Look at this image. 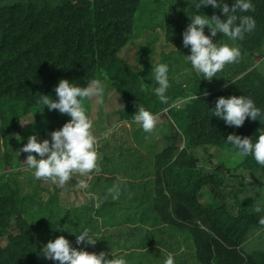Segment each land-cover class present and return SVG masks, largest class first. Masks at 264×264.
I'll list each match as a JSON object with an SVG mask.
<instances>
[{
	"label": "trees",
	"instance_id": "obj_1",
	"mask_svg": "<svg viewBox=\"0 0 264 264\" xmlns=\"http://www.w3.org/2000/svg\"><path fill=\"white\" fill-rule=\"evenodd\" d=\"M252 4L253 10L244 14L254 18L255 33L247 41L223 38L244 53L225 74L235 82L192 93L184 70H193L182 57L188 51L181 44V32L190 22L186 15L220 16L219 9L201 5L197 10L191 0H0V264H58L39 256L40 248L58 235L78 250H106L109 259L110 251L123 256L125 264H163L165 252L173 254L175 264H264V258L251 255L264 248V225L258 222L264 211L252 208L264 199V166L250 155L235 159L224 141L234 131L256 130L225 125L209 112L217 97L232 93L251 97L264 110V70L259 71L264 0ZM159 26L155 45L168 43L179 51L161 61L169 70L166 104L151 92L150 61L141 60L140 80L132 61L127 65L122 55L127 49H138V56L147 53L149 43H140L149 41ZM203 31L208 34L207 26ZM59 79L81 87L98 79L122 98L119 105L131 101L156 113L162 106L169 110L165 119L156 115L153 129L136 138H121L125 131L109 126L107 145L103 135L96 137L99 175L75 174L63 188L51 182L43 187V180L35 179L19 163L21 157L11 153V141L17 130L35 134L37 140L47 138L69 119L37 103L40 94L56 99L51 88ZM141 81L144 92L139 91ZM194 94L197 100L190 98ZM110 97L98 108L109 113ZM90 105L96 106L95 100ZM124 111L121 107L118 112ZM24 118L30 121L21 124ZM260 125L264 129V122ZM158 132L161 138H150ZM16 177L28 179L33 192L23 193L27 186ZM80 179L88 183L84 192L75 187ZM87 192L101 200L99 207ZM83 227L100 239L76 245L74 233Z\"/></svg>",
	"mask_w": 264,
	"mask_h": 264
},
{
	"label": "clouds",
	"instance_id": "obj_2",
	"mask_svg": "<svg viewBox=\"0 0 264 264\" xmlns=\"http://www.w3.org/2000/svg\"><path fill=\"white\" fill-rule=\"evenodd\" d=\"M201 5L210 6L214 10L219 9L220 16L213 12L209 17L199 11L186 15L190 22L181 32V44L188 48L187 55L182 57L193 70L191 74L184 70L189 78L195 79L193 83L191 81L188 83V89L192 93H196L199 87L205 86L212 89L221 82L225 83L224 87L235 82H228L225 74L228 70L236 68L242 61L240 59L243 58L244 53L234 44L224 42L223 38L235 42L245 37L247 41L255 33L253 29L256 26L254 18L244 14L253 10L252 0H232L230 5L225 0H191V6L194 9L198 10ZM205 26L208 29L207 35L203 31ZM217 33L221 34L220 38L213 42L212 38ZM154 46L155 44L149 43V51L140 56L137 49L136 64L131 66V69L138 72L137 78L142 80L139 74L142 69L141 60L148 59L152 64V79L155 81L151 92L160 103L166 104L168 103L166 93L169 88V70L168 64L161 61L175 55L169 50L162 52L159 59L155 60ZM261 75L264 77V73ZM51 89L56 99L40 94L37 103L42 105V108L47 106L50 112L57 110L61 114H66L69 119L59 129L49 132L47 138L37 140L35 134L29 135L18 152L26 153L22 163L31 171L35 179L49 181L63 188L75 174L88 177L91 174L99 175L101 172L98 164L99 155L95 147L96 137L90 131L92 120L86 114L83 102L95 98L96 104H101L104 89L98 79L90 80L83 87L70 80L59 79L57 84H52ZM145 90L146 84L141 81L139 91ZM203 95L207 93L204 92ZM190 98L198 99L195 94ZM126 109L131 111V121L136 124L141 134L153 129L156 115L167 114L169 110L168 107L162 106V110L159 111L161 113H156L143 106L137 107L131 104V101L126 104ZM209 112L211 116L222 120L225 125L256 130L255 133L234 131L228 134L224 141L231 146L230 151L235 159L242 160L250 155L258 165L264 166V129L260 125L264 122V110L251 97L237 93L220 95ZM129 121L126 122L127 130H129ZM120 136L127 138L126 140L138 137L128 132ZM75 187L84 192L88 189V183L85 179H80ZM109 191L112 190L109 189ZM86 194L95 201L96 207L100 206L101 200H98L94 193ZM117 195L118 192L113 193L112 199H116ZM74 203L79 206V201ZM252 208L257 213L264 211V199L256 201ZM258 222L264 225V215L260 216ZM74 234L76 245L82 242L85 245H93L100 239L96 234L91 233L88 227H83ZM39 253V256L58 264H125L123 256H115L111 251V259H109L103 251L95 253L85 251L83 248L78 250L62 235L45 243ZM163 264H175L171 252H165Z\"/></svg>",
	"mask_w": 264,
	"mask_h": 264
},
{
	"label": "rangeland",
	"instance_id": "obj_3",
	"mask_svg": "<svg viewBox=\"0 0 264 264\" xmlns=\"http://www.w3.org/2000/svg\"><path fill=\"white\" fill-rule=\"evenodd\" d=\"M177 21V20H176ZM175 21V22H176ZM172 22V23H175ZM170 23H166V25H168ZM162 32V28L161 26H159L156 31H154L150 37H149V41H147V39L141 41L140 45H146L148 43H151L152 45H154L156 43V38L158 37V35ZM133 38H136L135 36H132ZM151 38V39H150ZM153 39V40H152ZM132 43V40L129 42ZM168 47H165L164 45H155L154 49H155V60H158L160 57V54L162 52H167L170 50L171 53H173L174 55L179 54V51L171 44H168ZM136 50L137 49H127V50H122V55L126 58L127 63L130 64V62L132 61V66H135L136 64V60H135V54H136ZM262 57L263 62L260 63L259 65V71L264 70V49L260 54ZM195 81L194 78L191 79V83H193ZM104 92H103V100L106 98V100H108V97L111 96V100L109 102V107H110V112H106L102 106L100 108H98V104H96V106H94L93 108H91L90 103L92 102V99L95 100V98H91V99H87L83 102V106L85 108L86 114L88 115V110H90V113L88 115V117L92 120V127L90 129L92 135L94 137H98L99 135H103V139L104 144L107 145L108 142V126L111 127L112 130H115L116 132L119 131H125L130 133L131 135L135 136V135H141L139 129L137 128L136 124L134 122L131 121V111H128L126 109V104L124 105H119L118 102L120 104H123L122 102V98L119 97L118 95H116L115 93H113L112 91H110V89L107 87V85L105 83H101ZM193 86V85H192ZM115 96H114V95ZM123 107L125 109L124 112H118L119 109ZM164 111V110H163ZM128 117L129 121V130H127L126 127V121H120V119L122 117ZM162 118L165 119V115L162 114ZM30 121L28 118H24L22 119L21 124H24L26 122ZM160 121L162 122V119H160ZM119 128V129H118ZM110 129V130H111ZM153 136H150V138H161L159 132L158 133H153ZM29 135H25L24 133H22L20 130H17L14 134H13V138H12V149H11V153L13 155H16V157L19 159L21 157V160L19 161V163L23 164V158L25 157V153L23 152H18V150L22 147V145L26 142V138ZM121 138L123 136H120ZM161 140V139H160ZM141 141V140H138ZM18 153V154H17ZM24 166V164H23ZM16 167L13 168H9V171L15 170ZM247 170V169H246ZM248 171V170H247ZM17 181L19 182V184H21L22 186H27L28 185V179H24L21 177H16ZM89 180V179H88ZM49 181H42L40 182V185L45 187L49 184ZM105 185V182H104ZM32 193L33 192V188H29L28 186L26 188H24L23 193ZM28 193V194H29ZM41 194L43 195V197H45V193L41 192ZM66 196V195H65ZM75 198V195L73 192H70L68 195V199L70 201H73ZM79 199L84 202V196L83 194H79ZM100 251L105 252L106 254V250H100V249H96V250H89V252H95L98 253ZM245 253H249V251L244 250ZM108 256V254H106ZM251 255H256L255 257L258 258H264V249H257L255 250V252H251Z\"/></svg>",
	"mask_w": 264,
	"mask_h": 264
},
{
	"label": "crops",
	"instance_id": "obj_4",
	"mask_svg": "<svg viewBox=\"0 0 264 264\" xmlns=\"http://www.w3.org/2000/svg\"><path fill=\"white\" fill-rule=\"evenodd\" d=\"M262 249H264V248H262Z\"/></svg>",
	"mask_w": 264,
	"mask_h": 264
}]
</instances>
